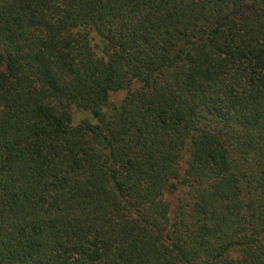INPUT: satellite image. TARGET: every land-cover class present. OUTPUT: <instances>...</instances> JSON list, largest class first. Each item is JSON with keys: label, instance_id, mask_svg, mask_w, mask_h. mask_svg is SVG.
Instances as JSON below:
<instances>
[{"label": "trees", "instance_id": "16d2710c", "mask_svg": "<svg viewBox=\"0 0 264 264\" xmlns=\"http://www.w3.org/2000/svg\"><path fill=\"white\" fill-rule=\"evenodd\" d=\"M0 264H264V0H0Z\"/></svg>", "mask_w": 264, "mask_h": 264}, {"label": "rangeland", "instance_id": "374dc122", "mask_svg": "<svg viewBox=\"0 0 264 264\" xmlns=\"http://www.w3.org/2000/svg\"><path fill=\"white\" fill-rule=\"evenodd\" d=\"M124 91H119V92H114V93H112V95H111V100L113 101V102H119L121 99H122V97L124 96Z\"/></svg>", "mask_w": 264, "mask_h": 264}]
</instances>
